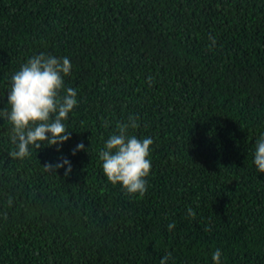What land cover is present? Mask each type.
<instances>
[{
  "label": "trees",
  "instance_id": "1",
  "mask_svg": "<svg viewBox=\"0 0 264 264\" xmlns=\"http://www.w3.org/2000/svg\"><path fill=\"white\" fill-rule=\"evenodd\" d=\"M40 53L69 58L78 104L24 159L0 119V264H264V0H0V109ZM130 116L153 140L143 196L99 158Z\"/></svg>",
  "mask_w": 264,
  "mask_h": 264
},
{
  "label": "clouds",
  "instance_id": "2",
  "mask_svg": "<svg viewBox=\"0 0 264 264\" xmlns=\"http://www.w3.org/2000/svg\"><path fill=\"white\" fill-rule=\"evenodd\" d=\"M210 39L214 45L215 39L211 36ZM71 69L68 57L57 58L40 53L28 59L11 77L7 95L9 107L0 109V119L11 124V142L16 146V151L11 153L14 158L28 157L30 149H39L42 143L60 145L70 138L64 121L78 104L76 90L65 88L64 77L70 74ZM108 123H105L106 127ZM136 127L138 123L131 116L126 123L118 122L117 131L105 141L99 158L103 172L111 184H121L128 194L143 196L147 191L146 178L152 168L147 157L153 140L150 137L141 140L128 135V130ZM84 147L83 142H80L73 154ZM254 164L260 173H264V134L255 142ZM64 165H68L67 175L71 171V164L67 159L43 167L50 172ZM187 215L194 218L196 213L188 208ZM167 227L173 230L175 222L169 223ZM221 256V250L216 249L212 255L214 264H221ZM170 258L171 254H166L161 258L160 264H168Z\"/></svg>",
  "mask_w": 264,
  "mask_h": 264
}]
</instances>
